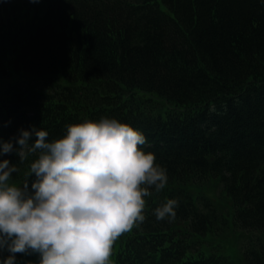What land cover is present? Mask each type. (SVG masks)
Returning <instances> with one entry per match:
<instances>
[{
    "label": "trees",
    "instance_id": "16d2710c",
    "mask_svg": "<svg viewBox=\"0 0 264 264\" xmlns=\"http://www.w3.org/2000/svg\"><path fill=\"white\" fill-rule=\"evenodd\" d=\"M0 81V141L14 149L22 129L52 140L69 124L117 119L143 132L167 170L111 264H235L201 239L222 220L194 195L211 179L232 201L223 224L264 233V0H0ZM35 158L0 156L19 168L10 183L31 188ZM167 199L178 200L176 218L158 221ZM242 254L264 264V237ZM16 260L39 264L35 254Z\"/></svg>",
    "mask_w": 264,
    "mask_h": 264
},
{
    "label": "clouds",
    "instance_id": "9594fccd",
    "mask_svg": "<svg viewBox=\"0 0 264 264\" xmlns=\"http://www.w3.org/2000/svg\"><path fill=\"white\" fill-rule=\"evenodd\" d=\"M48 137L33 127L21 130L18 149L0 141V156L36 157L31 188L10 183L19 168L0 162V264H17V254H37L39 264H111L114 242L144 223L145 197L166 188L167 170L143 149V132L117 119L69 124L60 138ZM177 207L167 199L154 215L172 222Z\"/></svg>",
    "mask_w": 264,
    "mask_h": 264
},
{
    "label": "rangeland",
    "instance_id": "374dc122",
    "mask_svg": "<svg viewBox=\"0 0 264 264\" xmlns=\"http://www.w3.org/2000/svg\"><path fill=\"white\" fill-rule=\"evenodd\" d=\"M12 76H17V74L13 73ZM1 83L2 81H0ZM138 94L137 96L143 100H151L152 103H159L163 106L165 104V101L160 99L156 94L142 93L140 91H138ZM193 191L194 195L200 196V201H205V199L211 201L217 213L221 215L222 220H226L227 218L230 221L232 219L233 207L231 198L226 194L218 179H211L202 185V187L194 188ZM222 220L219 218L218 227L201 238L204 241L203 246L206 252L217 251L232 259L235 264H245L242 254L244 245L248 243L250 237L256 235L264 237V233L242 231L239 228H235L231 223L227 225L223 224ZM35 256L40 259L37 254Z\"/></svg>",
    "mask_w": 264,
    "mask_h": 264
},
{
    "label": "water",
    "instance_id": "95a60500",
    "mask_svg": "<svg viewBox=\"0 0 264 264\" xmlns=\"http://www.w3.org/2000/svg\"><path fill=\"white\" fill-rule=\"evenodd\" d=\"M15 107H19V108H21V105H14Z\"/></svg>",
    "mask_w": 264,
    "mask_h": 264
}]
</instances>
